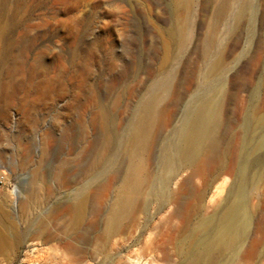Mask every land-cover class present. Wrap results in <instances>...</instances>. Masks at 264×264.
Segmentation results:
<instances>
[{
  "label": "rangeland",
  "instance_id": "obj_1",
  "mask_svg": "<svg viewBox=\"0 0 264 264\" xmlns=\"http://www.w3.org/2000/svg\"><path fill=\"white\" fill-rule=\"evenodd\" d=\"M179 1L0 0V210L12 222L0 264H99L104 256V264H182L180 235L226 199L248 108L254 101L264 113V0H187L176 13ZM176 26L180 41L165 50ZM219 54L220 68L207 75ZM164 80L142 192L158 175L162 145L215 83L220 154L196 172L180 167L168 200L139 204L94 259L125 158L102 171L96 149L105 130L122 133ZM253 156L261 160L247 191L253 216L230 264H264V147ZM83 184L85 211L70 230V197Z\"/></svg>",
  "mask_w": 264,
  "mask_h": 264
},
{
  "label": "bare ground",
  "instance_id": "obj_2",
  "mask_svg": "<svg viewBox=\"0 0 264 264\" xmlns=\"http://www.w3.org/2000/svg\"><path fill=\"white\" fill-rule=\"evenodd\" d=\"M223 2L218 3L216 15L223 14L225 5ZM175 3V11L178 13L180 7L185 8L188 2L182 0ZM174 30L165 33L166 40L163 41L165 50L180 41L181 29L177 27ZM221 64L222 59L219 54L209 63L206 74L215 73ZM166 87L167 81L164 80L157 85L158 91L150 92L139 101L121 134L117 135L105 130L96 149L97 157L102 158V163L100 162V166L97 167L102 171L117 166L122 155L125 158L120 179L104 215L102 231L104 243L102 245L100 243V246L95 248L96 253L93 250L94 259L105 254L107 241L119 233L122 223L139 204L146 206L149 199L158 197L163 201L168 200L169 186L180 167L190 168L196 172L200 170L207 157H216L220 154L215 136L220 116L219 83H215L210 85L209 90L199 99L192 102L183 121L181 120L182 124L173 131L172 141L162 145L158 175L154 177L152 187L142 192L143 184L147 180L146 167L153 129L161 116L158 104L159 93H162ZM253 95L255 97L256 93ZM241 129L246 136L241 145L242 152L235 174L227 188L226 199L221 201L213 214L200 216L180 235L176 250L182 264H230L249 230L253 215L247 204V191L249 186L259 181L261 175L260 157H254L253 153L264 147V113L257 111L254 101L245 114ZM252 129L257 130L255 138L250 136ZM87 190V185L83 184L70 197L68 209L70 218L67 224L70 230L76 228L83 217ZM26 207L28 206L25 204L21 206V214L26 212ZM11 226L12 222L7 213L0 210V248L7 243L5 227ZM262 232L264 237V231ZM257 243L258 241L254 244ZM104 259L98 263L104 264Z\"/></svg>",
  "mask_w": 264,
  "mask_h": 264
}]
</instances>
